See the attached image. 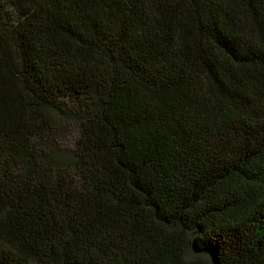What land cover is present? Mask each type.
Wrapping results in <instances>:
<instances>
[{"label": "trees", "instance_id": "obj_1", "mask_svg": "<svg viewBox=\"0 0 264 264\" xmlns=\"http://www.w3.org/2000/svg\"><path fill=\"white\" fill-rule=\"evenodd\" d=\"M0 264H264V0H0Z\"/></svg>", "mask_w": 264, "mask_h": 264}]
</instances>
